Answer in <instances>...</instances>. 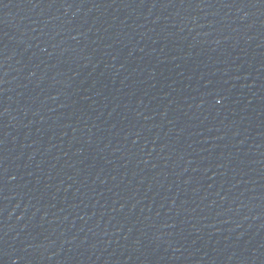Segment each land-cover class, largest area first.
Here are the masks:
<instances>
[{
	"label": "water",
	"instance_id": "1",
	"mask_svg": "<svg viewBox=\"0 0 264 264\" xmlns=\"http://www.w3.org/2000/svg\"><path fill=\"white\" fill-rule=\"evenodd\" d=\"M0 264H264V0H0Z\"/></svg>",
	"mask_w": 264,
	"mask_h": 264
}]
</instances>
